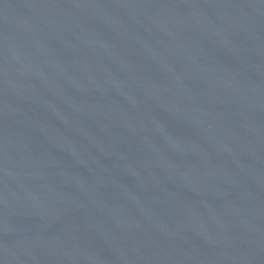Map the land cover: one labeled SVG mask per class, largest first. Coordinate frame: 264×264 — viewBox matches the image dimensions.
I'll use <instances>...</instances> for the list:
<instances>
[{
	"label": "water",
	"instance_id": "1",
	"mask_svg": "<svg viewBox=\"0 0 264 264\" xmlns=\"http://www.w3.org/2000/svg\"><path fill=\"white\" fill-rule=\"evenodd\" d=\"M0 264H264V0H0Z\"/></svg>",
	"mask_w": 264,
	"mask_h": 264
}]
</instances>
